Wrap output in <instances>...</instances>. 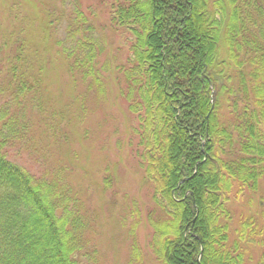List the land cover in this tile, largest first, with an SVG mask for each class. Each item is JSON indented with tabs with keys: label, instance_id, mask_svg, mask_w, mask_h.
<instances>
[{
	"label": "trees",
	"instance_id": "trees-1",
	"mask_svg": "<svg viewBox=\"0 0 264 264\" xmlns=\"http://www.w3.org/2000/svg\"><path fill=\"white\" fill-rule=\"evenodd\" d=\"M58 2L38 40L10 16L0 44V264H98L91 224L61 171L40 177L6 151L38 128L63 141V112H50L45 96L52 54L73 83L103 96L106 74H116L136 120L135 154L166 216L151 218L160 264H246L252 247L264 264V0H107L109 27L130 36V55L113 71L94 11Z\"/></svg>",
	"mask_w": 264,
	"mask_h": 264
},
{
	"label": "rangeland",
	"instance_id": "rangeland-1",
	"mask_svg": "<svg viewBox=\"0 0 264 264\" xmlns=\"http://www.w3.org/2000/svg\"><path fill=\"white\" fill-rule=\"evenodd\" d=\"M80 1L85 12L93 10L97 15L90 22L95 27L94 35L106 47L102 58L109 61L113 71L126 63L130 55V36L122 37L109 27L104 8L107 0ZM13 4L20 6L19 12L13 9ZM60 9L58 0H0V25L4 30H0V44L12 33L11 17L17 18L19 30L33 26L35 31L31 33L36 41L44 29V15ZM55 59L52 54L44 75L45 96L50 112H63L59 113L64 121L58 133L63 141L56 142L57 136L53 135L49 139L44 137L38 128L27 145L17 144L6 150L9 159L46 179L61 171L59 178L71 187V195L80 200L82 213L91 224L87 235L97 250L98 264H160L155 252L158 238L151 218L163 222L166 216L155 206L154 186L135 154L137 139L132 128L136 127V120L119 97L116 74H106L112 78L105 82L106 96H103L73 83L65 64ZM80 96L85 97L86 104L83 123L75 120L81 106ZM65 131L69 139H64ZM106 178L111 180L109 187L104 184ZM250 253L252 261L246 264H256L260 248L252 247Z\"/></svg>",
	"mask_w": 264,
	"mask_h": 264
},
{
	"label": "bare ground",
	"instance_id": "bare-ground-1",
	"mask_svg": "<svg viewBox=\"0 0 264 264\" xmlns=\"http://www.w3.org/2000/svg\"><path fill=\"white\" fill-rule=\"evenodd\" d=\"M213 102V101H212Z\"/></svg>",
	"mask_w": 264,
	"mask_h": 264
}]
</instances>
